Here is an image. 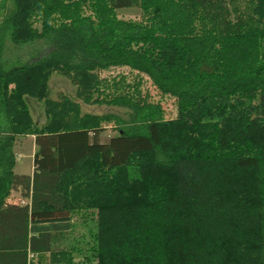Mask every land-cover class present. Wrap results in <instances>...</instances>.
<instances>
[{
  "label": "trees",
  "instance_id": "1",
  "mask_svg": "<svg viewBox=\"0 0 264 264\" xmlns=\"http://www.w3.org/2000/svg\"><path fill=\"white\" fill-rule=\"evenodd\" d=\"M13 1L10 40L50 50L10 70L0 53V264L70 251L94 264H264V0ZM133 6L143 19L118 16ZM124 66L176 98L177 117L124 76L100 77ZM56 73L131 120L101 142V117L51 98ZM22 136L35 137L32 175L15 172ZM14 190L31 202L9 203ZM78 209L88 247L59 250Z\"/></svg>",
  "mask_w": 264,
  "mask_h": 264
},
{
  "label": "rangeland",
  "instance_id": "2",
  "mask_svg": "<svg viewBox=\"0 0 264 264\" xmlns=\"http://www.w3.org/2000/svg\"><path fill=\"white\" fill-rule=\"evenodd\" d=\"M0 0V36L1 46L0 53L4 67L6 70H10L15 66L25 64L36 59L39 56L45 55L50 48L42 42L30 43L23 46L15 45L9 38L8 31L6 29V19L15 10V3L13 0ZM117 14L120 18L141 20L143 19L142 9L138 6L119 8ZM100 77L106 79H112L113 77H122L131 85H135L138 89H141L143 93H148L151 100L162 104L166 112L167 119H173L177 117L178 106L177 100L173 96L163 94L152 82V80L145 74L139 73L130 67H113L108 70L100 71ZM51 98L54 100L62 101L64 105H68L70 101L74 104L78 103V112L73 113L71 117L80 118L83 116L93 115L101 117L100 124L104 126V130L101 132L100 141L107 142L109 139L116 135L119 129L128 124L131 120V110L122 106H115L109 104H88L84 103L77 96V86H75L68 78L54 74L50 80ZM96 96V94H95ZM68 100V101H67ZM28 106L33 118L39 124L44 123L47 120L45 113V107L43 102H39L32 98H27ZM77 104V105H78ZM77 107V106H76ZM122 121V122H121ZM14 150L16 153V159L19 164L20 171H26L33 166L31 163V157L34 155L35 144L33 136L19 137L15 143ZM135 175V173H134ZM13 193V192H12ZM11 193V194H12ZM21 195V194H20ZM19 194L17 196H20ZM15 196V195H14ZM15 198V197H14ZM22 202V201H20ZM77 215L74 216L71 224L73 228L63 231L62 234L57 235V246L59 250L61 246H67V241H80V246L84 250L88 247L84 239L83 233H87L85 220H90L88 211L82 212L78 209ZM88 212V213H87ZM83 213V214H81ZM84 215V219L82 216ZM88 215V216H87ZM64 248V247H63ZM72 250V249H71ZM68 255H56L57 259H64L62 262H54V258L51 253L46 254V261L43 264H94L96 263L94 257L91 260H87L85 252L70 251L64 252ZM71 258V259H70ZM42 264V263H38Z\"/></svg>",
  "mask_w": 264,
  "mask_h": 264
},
{
  "label": "crops",
  "instance_id": "3",
  "mask_svg": "<svg viewBox=\"0 0 264 264\" xmlns=\"http://www.w3.org/2000/svg\"><path fill=\"white\" fill-rule=\"evenodd\" d=\"M33 138H34V144H35V137L33 136ZM34 151V155H35V151H36V144H35V150H33ZM34 155H32V157H31V163H33L34 162ZM19 166V164H18V162L16 163V167H15V172L17 173V174H20V175H23V174H25V175H32L33 174V172H34V164H33V166L31 167V168H28V170H26V171H20V170H18L17 168H19L18 167ZM20 195V196H17V195ZM15 195V196H14ZM15 197V198H14ZM9 203H11V204H20V205H23V204H26L27 202H31V199L30 198H26V197H24L23 195H22V193H21V191H19V190H14L13 191V193L10 195V197L8 198V200H7ZM20 201H22V202H20Z\"/></svg>",
  "mask_w": 264,
  "mask_h": 264
},
{
  "label": "built area",
  "instance_id": "4",
  "mask_svg": "<svg viewBox=\"0 0 264 264\" xmlns=\"http://www.w3.org/2000/svg\"><path fill=\"white\" fill-rule=\"evenodd\" d=\"M30 258H31V262L37 264V260L35 259L33 254L30 255Z\"/></svg>",
  "mask_w": 264,
  "mask_h": 264
}]
</instances>
